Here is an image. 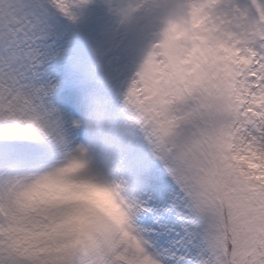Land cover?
Segmentation results:
<instances>
[{"label":"snow or ice","instance_id":"snow-or-ice-1","mask_svg":"<svg viewBox=\"0 0 264 264\" xmlns=\"http://www.w3.org/2000/svg\"><path fill=\"white\" fill-rule=\"evenodd\" d=\"M84 2L0 0V264H177L134 224L151 223L146 196L171 193L162 223L192 253L180 264H264V0H132L121 14H147L151 32L100 71L88 57L103 48L53 39ZM101 123L124 134L109 169L86 135ZM129 180L140 199L118 242L98 239L108 225L64 227Z\"/></svg>","mask_w":264,"mask_h":264},{"label":"rangeland","instance_id":"rangeland-1","mask_svg":"<svg viewBox=\"0 0 264 264\" xmlns=\"http://www.w3.org/2000/svg\"><path fill=\"white\" fill-rule=\"evenodd\" d=\"M131 2L132 0H85L71 17H61L62 31L53 39L63 36L66 38V48L69 44L76 48L83 46L90 53L98 48H103L107 53L103 58H98L95 55L88 57L89 70L100 71L112 59L126 61V53L118 47L120 41L129 36L136 37L135 30L141 34L142 39L147 38L152 25L148 15L141 14L136 9H133L127 17L121 14V8ZM56 58L59 56L57 55ZM128 62L130 63V61ZM128 75L130 76L131 72ZM146 192L145 189L144 193ZM175 197L176 193H171L168 204H153L154 198L146 196L149 203L147 215L150 217L151 223L142 222L145 219L144 214L136 219L142 223V227H140L142 240L150 242L155 247L159 239L164 238V243L156 249L154 258H175L177 263H180L181 260L189 258L192 253L184 246L183 239L179 235L180 230L172 224L162 223L165 216L172 214L171 204Z\"/></svg>","mask_w":264,"mask_h":264},{"label":"clouds","instance_id":"clouds-1","mask_svg":"<svg viewBox=\"0 0 264 264\" xmlns=\"http://www.w3.org/2000/svg\"><path fill=\"white\" fill-rule=\"evenodd\" d=\"M97 96H102L98 90ZM91 112L98 121L107 122L111 119V111H101L93 106ZM88 146L93 153L99 167L109 169L117 165L123 157L122 145L124 134L117 128H110L101 123L99 128H87ZM41 190L39 195H42ZM98 199L82 201L78 210L68 218L64 227L76 235H83L99 228L102 224L108 225L110 231L98 237L101 243H116L127 232V224L133 215V209L140 199L138 183L131 180L121 183L117 192L98 191Z\"/></svg>","mask_w":264,"mask_h":264},{"label":"bare ground","instance_id":"bare-ground-1","mask_svg":"<svg viewBox=\"0 0 264 264\" xmlns=\"http://www.w3.org/2000/svg\"><path fill=\"white\" fill-rule=\"evenodd\" d=\"M135 220H136V223H134V224L140 230V227H142V223H140V221H138V219H135ZM177 264H180V263H177Z\"/></svg>","mask_w":264,"mask_h":264},{"label":"trees","instance_id":"trees-1","mask_svg":"<svg viewBox=\"0 0 264 264\" xmlns=\"http://www.w3.org/2000/svg\"><path fill=\"white\" fill-rule=\"evenodd\" d=\"M135 34H136V37L142 38L141 34L139 32H137V30H135Z\"/></svg>","mask_w":264,"mask_h":264}]
</instances>
